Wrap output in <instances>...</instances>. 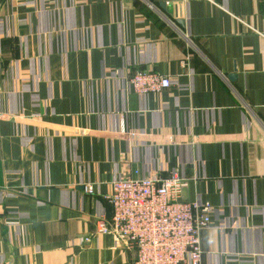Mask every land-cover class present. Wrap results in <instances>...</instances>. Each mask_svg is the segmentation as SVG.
Returning <instances> with one entry per match:
<instances>
[{
	"label": "crops",
	"instance_id": "0c3cea01",
	"mask_svg": "<svg viewBox=\"0 0 264 264\" xmlns=\"http://www.w3.org/2000/svg\"><path fill=\"white\" fill-rule=\"evenodd\" d=\"M176 172L202 264H264V0H0V264H135L107 197Z\"/></svg>",
	"mask_w": 264,
	"mask_h": 264
},
{
	"label": "built area",
	"instance_id": "2783aa9c",
	"mask_svg": "<svg viewBox=\"0 0 264 264\" xmlns=\"http://www.w3.org/2000/svg\"><path fill=\"white\" fill-rule=\"evenodd\" d=\"M129 84L136 93L149 95L171 88L172 81L148 71ZM186 187L178 172L162 180L131 175L117 180L107 197L112 218L97 220L98 233L127 241L137 253L135 264H202L200 233L211 225L214 207L186 200ZM84 191L94 193L92 186Z\"/></svg>",
	"mask_w": 264,
	"mask_h": 264
},
{
	"label": "water",
	"instance_id": "95a60500",
	"mask_svg": "<svg viewBox=\"0 0 264 264\" xmlns=\"http://www.w3.org/2000/svg\"><path fill=\"white\" fill-rule=\"evenodd\" d=\"M231 79H235L234 77H231Z\"/></svg>",
	"mask_w": 264,
	"mask_h": 264
}]
</instances>
